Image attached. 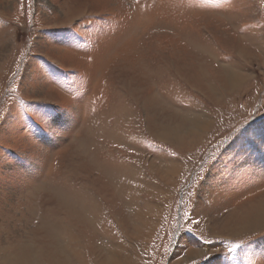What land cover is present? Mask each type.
I'll list each match as a JSON object with an SVG mask.
<instances>
[{
	"label": "rangeland",
	"instance_id": "1",
	"mask_svg": "<svg viewBox=\"0 0 264 264\" xmlns=\"http://www.w3.org/2000/svg\"><path fill=\"white\" fill-rule=\"evenodd\" d=\"M109 241L264 264V0H0V264Z\"/></svg>",
	"mask_w": 264,
	"mask_h": 264
},
{
	"label": "bare ground",
	"instance_id": "2",
	"mask_svg": "<svg viewBox=\"0 0 264 264\" xmlns=\"http://www.w3.org/2000/svg\"><path fill=\"white\" fill-rule=\"evenodd\" d=\"M177 129V128H176ZM174 134V136H176V134H175V128H173V130L169 133V134ZM166 135V134H165ZM178 135V134H177ZM171 138H172V136H171ZM131 172V171H130ZM129 172V173H130ZM120 173V172H119ZM123 174V173H122ZM116 175H118V170H114V169H107L106 170V176H107V178L109 177V179H110V182L112 183V182H116ZM119 181V182H118ZM118 181H117V183H120V184H123V182L125 181V180H123V182H121V180H120V178L118 179ZM112 185V184H111ZM114 185V184H113ZM72 195V194H71ZM74 195H75V193H74ZM72 197V196H71ZM73 198H75L74 199V201H75V203H77V196H75V197H73ZM85 200V202H82L81 203V205L84 207H82V206H80V207H78V209L80 210V212L82 213H80L81 215H83L84 216V214H85V212L88 214V216H89V218H88V216L86 217V218H88V219H90V218H92V216H96V209H95V204H93V199H91V197H90V200H89V198H86V199H84ZM73 201V202H74ZM127 203V202H126ZM127 207H129V206H127ZM131 210V212H132V214L133 215H135V216H138V217H142L144 214L140 211V210H137V209H135V208H133V209H130ZM134 210V211H133ZM76 213V212H75ZM80 216V215H79ZM114 242V241H113ZM108 247H109V254L107 255L106 254V260L105 261H102L100 264H119L120 263V261H121V256L123 255L122 254V252H119V249H118V247L116 246V245H114L113 243H110V241H109V243H108V245H107ZM62 250V249H61ZM72 250V252L70 253V255H71V260L69 259H67L66 257H65V260L63 259L62 261H56L54 264H83V261H84V259L82 260V258H80V254L77 252V251H75L74 249H71ZM70 250V251H71ZM62 252H63V250H62ZM65 255H66V253L65 252H63ZM103 260H104V258H103ZM124 260V259H123Z\"/></svg>",
	"mask_w": 264,
	"mask_h": 264
},
{
	"label": "snow or ice",
	"instance_id": "3",
	"mask_svg": "<svg viewBox=\"0 0 264 264\" xmlns=\"http://www.w3.org/2000/svg\"><path fill=\"white\" fill-rule=\"evenodd\" d=\"M42 119H44L45 123L48 124V117L47 116H42Z\"/></svg>",
	"mask_w": 264,
	"mask_h": 264
}]
</instances>
